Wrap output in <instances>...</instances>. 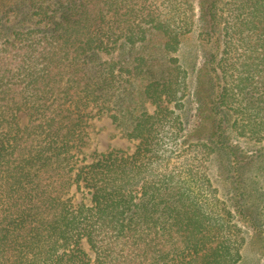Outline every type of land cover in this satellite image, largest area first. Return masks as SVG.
I'll return each mask as SVG.
<instances>
[{"label":"trees","instance_id":"16d2710c","mask_svg":"<svg viewBox=\"0 0 264 264\" xmlns=\"http://www.w3.org/2000/svg\"><path fill=\"white\" fill-rule=\"evenodd\" d=\"M232 1L223 33L217 0L201 2L210 20L199 37L222 50L206 55L194 96L202 111L207 71V139L219 140L190 147L210 152L225 143V125L264 142V0ZM24 4L34 25L0 38V264H239L245 238L233 219L243 206L218 200L207 160H171L184 123L168 104L183 106L189 90L172 64L189 14L170 0L164 15L153 0ZM95 109L128 128L133 153L79 157Z\"/></svg>","mask_w":264,"mask_h":264},{"label":"rangeland","instance_id":"374dc122","mask_svg":"<svg viewBox=\"0 0 264 264\" xmlns=\"http://www.w3.org/2000/svg\"><path fill=\"white\" fill-rule=\"evenodd\" d=\"M153 1L156 6H159L163 15L169 12V8L163 4L165 0ZM202 1L207 2L209 0H170L172 6L177 9L175 12L180 11L189 14L191 17L189 25L192 29L190 34L182 38L181 49L175 53L177 62L172 64L173 69L182 68L183 76L184 72L186 73L189 90L183 106L177 107L174 103L168 104L171 110L174 109L181 115V120L184 123L177 144L169 143L171 146L169 149L173 153L171 160L176 165L181 160H207V175L219 190L216 193L218 200L227 201L232 208H236L235 205L243 206V212H235L233 219L243 228L242 236L245 238L242 246L243 258L239 264H264V142L238 137L231 127L225 125V143L217 145L215 152H210L204 148L190 147L193 140L201 139L204 142H213L214 145L219 140L214 139L213 136V140L207 139L211 131V125L208 121L211 116V99L209 97L211 88L207 71L203 72L207 93L203 96L205 107L202 111H199L198 102L194 96L198 71L205 65L206 55H213L222 50V47L217 48L211 41H205L199 37L201 28L205 26L204 20H210L201 8ZM22 4L23 0H0V17H5L4 13L10 7L14 8V11L10 10L5 17V27L2 28L4 36L0 34L1 40L10 36L14 29L29 28L34 25L30 16H27L28 11L25 4L24 7L21 6ZM232 4V0H217L216 13L223 23V25H218L219 33H223L225 24L231 23ZM191 7H193L192 11H190ZM175 12L171 13L170 16ZM151 53L159 56L156 47L152 48ZM111 58V56H103V60ZM155 61H153V67L154 63L155 66L158 64ZM139 108L152 113L156 106L151 104V101H144ZM111 114L109 112L98 113L97 109L92 112L86 128L85 144L78 153L80 158H90L94 153L107 152L112 149H122L127 153L134 152L139 141L129 139L127 137L128 128L115 123ZM20 115L22 123L25 124L27 118L23 113ZM232 120L233 118L231 122ZM198 154L199 157H197ZM237 179H240L243 184L240 185V192L243 195L238 197L239 199L235 196V192L231 191L239 189L235 187ZM70 196H74V201L78 203L84 200V195L77 192L75 187L70 191ZM245 215L247 217H244Z\"/></svg>","mask_w":264,"mask_h":264}]
</instances>
